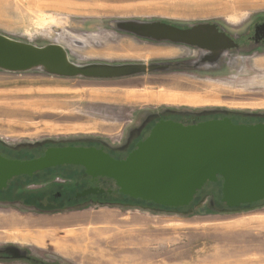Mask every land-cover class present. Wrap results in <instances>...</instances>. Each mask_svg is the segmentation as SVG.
<instances>
[{
  "label": "rangeland",
  "instance_id": "1",
  "mask_svg": "<svg viewBox=\"0 0 264 264\" xmlns=\"http://www.w3.org/2000/svg\"><path fill=\"white\" fill-rule=\"evenodd\" d=\"M145 1L0 0L14 11L0 17L1 34L60 45L75 65L166 67L118 78L0 68V144L94 141L120 150L144 113L164 109L264 122V0ZM131 20L210 23L230 45L209 52L114 26ZM216 187L206 184L179 208L116 194L48 212L0 203V250L32 259L0 264H264V200L226 208Z\"/></svg>",
  "mask_w": 264,
  "mask_h": 264
},
{
  "label": "water",
  "instance_id": "2",
  "mask_svg": "<svg viewBox=\"0 0 264 264\" xmlns=\"http://www.w3.org/2000/svg\"><path fill=\"white\" fill-rule=\"evenodd\" d=\"M114 26L138 37L196 46L209 52L230 45V39L210 23L182 29L161 21L131 20L116 21ZM35 67L50 74L89 78H118L166 69L141 64L79 66L69 61L60 45L36 46L0 33L1 69L26 71ZM61 165L81 166L92 178L113 180L114 192L165 207L188 206L206 184L219 180L220 201L227 207L252 205L264 199V122L235 124L227 116L189 125L161 120L123 159H114L102 147L81 146L49 147L43 155L29 160L0 154V190L13 177L32 176ZM103 192L104 189L88 187L75 197Z\"/></svg>",
  "mask_w": 264,
  "mask_h": 264
},
{
  "label": "flooded vegetation",
  "instance_id": "3",
  "mask_svg": "<svg viewBox=\"0 0 264 264\" xmlns=\"http://www.w3.org/2000/svg\"><path fill=\"white\" fill-rule=\"evenodd\" d=\"M264 22V21H260ZM219 30V28L217 29ZM261 29H259L260 31ZM264 39L260 42L263 44ZM219 117L194 119L192 116H185L180 112H176L173 109H164L158 111H149L142 115L139 119L140 122L127 137L124 146L120 150H114L108 145L101 144L94 141H69L58 143H45L43 145L28 146H16L7 147L0 144V154L10 159L29 160L32 158L43 155L45 150L49 147H95L103 148L114 159H123L132 149H134L137 142L145 139L152 127L159 121L171 120L183 125L195 124L209 119H218ZM231 120L235 124H255L258 123L252 119H241L231 117ZM65 168V169H64ZM59 177H62L60 179ZM61 180V181H60ZM219 182V184H218ZM217 184V192L212 193L214 197L219 196L221 199L220 186L221 181ZM38 186L37 188L30 189L29 186ZM213 186V185H212ZM88 187H97L104 189L103 193L89 194L84 197L76 198L75 194L81 192ZM76 188V189H75ZM115 184L113 180L108 178H92L84 172V168L76 165H61L56 167L47 168L42 171L35 172L32 176L21 175L13 177L7 184V187L0 190V203L10 204V206L18 205L24 208H33L40 212H48L50 210L64 209V208H79L85 205L108 202V198L114 197V194H120L114 192ZM108 190H112L111 193H107ZM215 190V189H214ZM122 195V194H121ZM118 196V195H116ZM124 196V195H123ZM197 196V195H196ZM195 196V197H196ZM130 198V197H128ZM133 199V198H131ZM137 200V199H134ZM264 200V199H263ZM262 200V201H263ZM220 202V201H219ZM260 202V201H259ZM221 203V202H220ZM257 203V202H256ZM253 203V204H256ZM224 207H227L225 203ZM252 204V205H253ZM243 205L233 208H240ZM18 258L30 262L31 256L26 254H12L11 251L0 250V260H8L11 258Z\"/></svg>",
  "mask_w": 264,
  "mask_h": 264
},
{
  "label": "bare ground",
  "instance_id": "4",
  "mask_svg": "<svg viewBox=\"0 0 264 264\" xmlns=\"http://www.w3.org/2000/svg\"><path fill=\"white\" fill-rule=\"evenodd\" d=\"M143 1V0H142ZM146 1H148V0H146ZM145 1V2H146ZM128 4H130V3H128ZM127 4V5H128ZM132 4V3H131ZM137 4H139V3H137ZM121 5H123V4H121ZM136 6H139V7H141L140 9H143L142 11H144V10H150L149 8H147V7H145V5H136ZM135 6V8H137ZM124 7H121V9H123ZM133 8V7H132ZM124 9H127V11L129 10V8H124ZM139 9V10H140ZM132 10V9H131ZM126 11V10H125ZM134 11V10H133ZM141 11V10H140ZM14 11H12V10H8L6 7H4V6H0V17H2V16H4V17H9V16H12V13H13ZM130 12V11H129ZM132 12V11H131ZM136 12V11H135ZM137 12H139V11H137ZM17 22H19V20H17ZM17 22H16V20L14 21V22H12L13 24H17Z\"/></svg>",
  "mask_w": 264,
  "mask_h": 264
},
{
  "label": "trees",
  "instance_id": "5",
  "mask_svg": "<svg viewBox=\"0 0 264 264\" xmlns=\"http://www.w3.org/2000/svg\"><path fill=\"white\" fill-rule=\"evenodd\" d=\"M218 184H219V182H218ZM116 195L122 196L121 194H118V193Z\"/></svg>",
  "mask_w": 264,
  "mask_h": 264
}]
</instances>
